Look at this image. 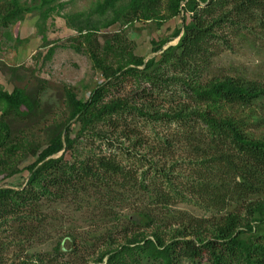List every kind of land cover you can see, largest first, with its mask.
I'll return each instance as SVG.
<instances>
[{"label": "trees", "instance_id": "obj_1", "mask_svg": "<svg viewBox=\"0 0 264 264\" xmlns=\"http://www.w3.org/2000/svg\"><path fill=\"white\" fill-rule=\"evenodd\" d=\"M56 1L31 0L27 5L21 0H0V25L7 27L33 12L44 20L55 8H62L64 3ZM158 3L159 0H100L84 12L65 15V20L71 30L90 39L92 33L118 22L154 19ZM167 8L169 16L183 14L184 17L177 43L161 51L162 42L152 49L154 53L161 52L158 62L149 59L142 63L141 59L130 58L120 63L123 48L117 51L109 45L111 61L101 69L105 78L118 74L136 80L142 78L147 85L139 95L130 96L124 103L118 100L116 104L120 108L112 105L114 102L103 107V114L109 115L104 126L110 135L125 141L126 147L116 146L109 155L100 151L81 160L75 157L73 163H68L62 155L50 158L62 148L57 135L37 161L26 166L28 178L23 188L0 187V225L8 219L18 220L21 226L25 218L39 221L43 199H60L78 189L97 192L102 185H108L110 190L123 183L128 190L136 187L154 194L162 208L174 199L184 198L191 203L200 201L211 212H223V215L206 221L188 216L186 222L179 224L182 231L178 238L168 237L164 241L163 234L152 233L147 239L127 240L109 251L104 260L99 256L92 264H200L202 259L204 264H264V227L252 233L251 227L243 228L240 224L241 214L249 218L260 214L259 223L264 219V134L252 138L246 133L251 126L237 115L239 109L254 105H259V111L264 110V81L230 77L207 80L211 76H205L219 43L225 42L223 29L234 31L249 19L264 31V0H168ZM179 32L176 30L172 39ZM88 47H91L88 52L91 61L100 67L96 48ZM168 65L184 77L163 81L162 70ZM139 66L143 67V74L139 73ZM171 86L178 88L179 99L167 104L173 105V109L166 106L167 113H158L155 107L165 104L159 101L162 90ZM103 94L104 89H98L86 101H79L67 93L68 106L72 108L69 119L86 114ZM180 97L185 100L181 101ZM187 102L195 109L191 110ZM35 105L21 89L0 91V149L4 156L12 158L19 148L9 142V118L14 121L34 115ZM145 108L154 109L150 114ZM173 121L176 125L171 129ZM139 122L149 128L147 136L137 128ZM156 125L167 130L156 131ZM65 143L68 152L71 146L67 131ZM140 150L144 153L138 154ZM176 151L182 155L175 159ZM253 196L256 198L251 201ZM239 201H244L236 205L242 211L227 209ZM146 217L156 224L162 222L155 215ZM132 231H122L123 239ZM115 239L107 235L103 242L112 244ZM78 248L77 241L68 237L58 243V249L64 253L76 255ZM45 261L43 264H68Z\"/></svg>", "mask_w": 264, "mask_h": 264}, {"label": "rangeland", "instance_id": "obj_2", "mask_svg": "<svg viewBox=\"0 0 264 264\" xmlns=\"http://www.w3.org/2000/svg\"><path fill=\"white\" fill-rule=\"evenodd\" d=\"M21 1L27 5L31 2ZM97 1L100 0H57L56 3H64L62 8H55L44 20H40L38 14L33 12L7 27L0 25V91L9 93L13 89H21L36 104L34 115L14 121L9 118V142L19 148L14 151L12 158L4 156L0 149V187L13 190L23 188L28 178L26 166L34 164L49 141L58 136L62 148L50 158L62 155L68 163H73L75 157L81 160L86 155H98L100 151L109 155V151L114 152L116 146L126 147L125 141L110 135V130L104 126L109 115L103 114V107L114 102L112 105L120 108L116 104L118 100L123 102L130 96L139 95L140 90L147 85L142 78H138V81L118 74L112 78L104 77L101 69L109 66L111 61L109 45L117 51L123 48L120 63L130 58L141 59L142 63L149 59L158 62L161 52L154 53L152 49L162 42L161 51L177 43L181 35V17L184 15L169 16L168 0H159L154 8L157 16L154 19L118 22L99 29L87 39L68 27L65 15L84 12ZM239 26L234 31L222 30L226 39L224 43H219L215 52L217 54L211 57L205 71V76H211L207 80L212 77H230L264 81V31L249 19ZM176 30H180L179 35L172 39ZM87 44L96 48L100 67H95L91 61L88 53L91 47ZM137 69L143 74L142 66ZM147 72L150 73V69ZM162 73L163 81L171 77H184L178 71L174 72L169 65ZM98 89H104V94L94 104V108H89L80 117L69 119L72 108L68 106L67 93H71L75 100L86 101ZM162 92L159 101H165V104L155 109L158 113H167L166 106L174 108L173 105H167L169 101L177 102L180 94L178 88L173 86L163 88ZM180 99L185 100L183 97ZM257 106L242 111L239 109L237 112L238 117L251 126L246 133L252 138L264 134V110L259 111ZM145 109L151 114L154 108ZM190 109H195V106L190 104ZM254 120L259 123L255 124ZM175 125L173 121L171 129ZM137 128L147 136L149 128L142 122H139ZM155 130L164 132L167 129L156 125ZM66 131L71 146L68 152H65ZM181 151L175 152V159L182 155ZM141 153L144 151H138V154ZM255 198L253 196L250 200L254 201ZM240 202L231 203L227 209H237L236 205ZM237 210L240 211L241 207ZM40 214L41 219L37 218L39 221L25 218L26 222L22 226L16 219H8L0 225V264H43L46 259L52 262L66 261L68 264H92L99 256L104 257V260L109 251L117 249L127 240L147 239L152 233H160L163 234V240L168 241V237L172 239L178 236L182 231L179 224L186 222L188 216L206 221L219 218L223 212L216 214L205 208L200 201L191 203L184 198L174 199L162 208L160 203H156L154 194L142 192L136 187L128 190L121 183L110 190L108 185H102L97 192L78 189L69 191L60 199H43ZM150 215L162 220L158 224L163 226L146 217ZM247 217L241 214V227H251L252 233H255L256 228L264 227V219L258 222L260 214L254 218ZM129 229L133 233L125 240L122 231ZM107 235L116 237L115 242L104 244L103 238ZM66 237L80 245L76 255L58 249L59 241ZM62 247H65V241ZM204 261L202 259L200 264H204Z\"/></svg>", "mask_w": 264, "mask_h": 264}]
</instances>
